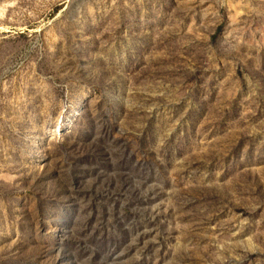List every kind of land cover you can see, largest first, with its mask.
<instances>
[{
  "label": "rangeland",
  "instance_id": "obj_1",
  "mask_svg": "<svg viewBox=\"0 0 264 264\" xmlns=\"http://www.w3.org/2000/svg\"><path fill=\"white\" fill-rule=\"evenodd\" d=\"M0 264H264V0H0Z\"/></svg>",
  "mask_w": 264,
  "mask_h": 264
}]
</instances>
